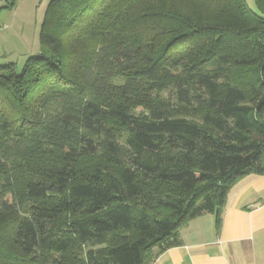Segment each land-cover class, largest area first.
I'll return each instance as SVG.
<instances>
[{"label": "trees", "instance_id": "obj_1", "mask_svg": "<svg viewBox=\"0 0 264 264\" xmlns=\"http://www.w3.org/2000/svg\"><path fill=\"white\" fill-rule=\"evenodd\" d=\"M254 1L48 2L39 52L0 66V264H153L220 228L264 175Z\"/></svg>", "mask_w": 264, "mask_h": 264}, {"label": "crops", "instance_id": "obj_2", "mask_svg": "<svg viewBox=\"0 0 264 264\" xmlns=\"http://www.w3.org/2000/svg\"><path fill=\"white\" fill-rule=\"evenodd\" d=\"M180 237L153 264H264V175H247L230 188L219 229L215 215L204 213Z\"/></svg>", "mask_w": 264, "mask_h": 264}, {"label": "rangeland", "instance_id": "obj_3", "mask_svg": "<svg viewBox=\"0 0 264 264\" xmlns=\"http://www.w3.org/2000/svg\"><path fill=\"white\" fill-rule=\"evenodd\" d=\"M49 1H0V66L12 62L20 71L26 59L39 52L40 25ZM244 1L253 12L262 15L254 0ZM121 80L115 79V82Z\"/></svg>", "mask_w": 264, "mask_h": 264}]
</instances>
